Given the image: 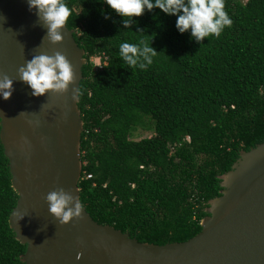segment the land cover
Returning a JSON list of instances; mask_svg holds the SVG:
<instances>
[{
  "label": "trees",
  "instance_id": "obj_1",
  "mask_svg": "<svg viewBox=\"0 0 264 264\" xmlns=\"http://www.w3.org/2000/svg\"><path fill=\"white\" fill-rule=\"evenodd\" d=\"M66 3L87 60L80 200L95 221L140 242L188 240L220 195L219 176L264 141V0H225L231 27L200 43L158 8L125 28L104 0ZM141 39L157 51L144 70L119 56L120 43ZM139 129L152 134L136 139ZM17 198L0 140V264H25L27 245L8 221Z\"/></svg>",
  "mask_w": 264,
  "mask_h": 264
},
{
  "label": "water",
  "instance_id": "obj_2",
  "mask_svg": "<svg viewBox=\"0 0 264 264\" xmlns=\"http://www.w3.org/2000/svg\"><path fill=\"white\" fill-rule=\"evenodd\" d=\"M65 26L52 43L47 26L28 0H0V79L14 80L12 96L0 97V140L18 198L9 215L15 237L27 245L25 264H264V141L241 151L219 176L220 195L208 201L201 230L182 242H140L83 209L61 224L46 196L63 188L80 199L81 135L78 107L85 50ZM63 54L75 71L64 93L34 96L18 70L33 56ZM78 87V90L75 89ZM24 216L20 221L18 216Z\"/></svg>",
  "mask_w": 264,
  "mask_h": 264
},
{
  "label": "clouds",
  "instance_id": "obj_3",
  "mask_svg": "<svg viewBox=\"0 0 264 264\" xmlns=\"http://www.w3.org/2000/svg\"><path fill=\"white\" fill-rule=\"evenodd\" d=\"M112 10L123 17V25L130 28L138 23L133 18L142 16L154 8L163 13L176 16L175 27L179 33L190 32L191 38L200 43L210 36L219 37L233 21L225 10V0H104ZM29 10L35 9L38 19L47 26V36L52 43L63 40L61 30L72 15L66 0H28ZM108 18L107 16L105 17ZM157 51L143 39L138 42H122L119 56L129 67L144 70L153 64ZM20 81L31 89L32 95L41 96L50 91L64 93L75 83V71L70 61L60 52L49 56L35 55L18 70ZM14 80L4 75L0 79V97L8 100L13 92ZM78 90V87L75 91ZM49 212L61 224L69 223L82 215L84 205L63 188L47 194ZM18 220L24 216L17 214Z\"/></svg>",
  "mask_w": 264,
  "mask_h": 264
},
{
  "label": "rangeland",
  "instance_id": "obj_4",
  "mask_svg": "<svg viewBox=\"0 0 264 264\" xmlns=\"http://www.w3.org/2000/svg\"><path fill=\"white\" fill-rule=\"evenodd\" d=\"M93 62L95 64V67H99L100 61L99 58H94ZM152 134V131L150 130H144V129H139L136 133V139L141 138V137H148Z\"/></svg>",
  "mask_w": 264,
  "mask_h": 264
},
{
  "label": "built area",
  "instance_id": "obj_5",
  "mask_svg": "<svg viewBox=\"0 0 264 264\" xmlns=\"http://www.w3.org/2000/svg\"><path fill=\"white\" fill-rule=\"evenodd\" d=\"M95 58H97V57H95ZM94 59V58H93ZM100 66V65H99ZM87 178H91V175L89 174V175H87Z\"/></svg>",
  "mask_w": 264,
  "mask_h": 264
}]
</instances>
